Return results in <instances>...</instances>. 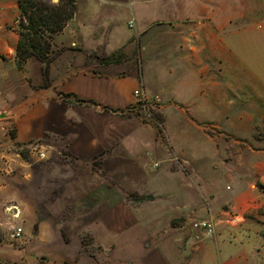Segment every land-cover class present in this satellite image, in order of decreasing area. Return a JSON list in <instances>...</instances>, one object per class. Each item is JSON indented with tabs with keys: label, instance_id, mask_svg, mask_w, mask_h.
<instances>
[{
	"label": "crops",
	"instance_id": "0c3cea01",
	"mask_svg": "<svg viewBox=\"0 0 264 264\" xmlns=\"http://www.w3.org/2000/svg\"><path fill=\"white\" fill-rule=\"evenodd\" d=\"M19 16L18 0H0V153L8 157L12 147L43 137L47 156L42 163L50 168L46 180L61 200L45 210L76 213L77 227L91 230L93 243L103 251L70 257L51 252L55 244L68 243L53 231L67 220L40 217L35 201L6 204L9 195L0 190V264H264V213L259 212L264 206V80L244 66L238 48L229 42L235 37L237 44L244 35L252 40L264 36V30L252 31L251 23L264 19V0H76L74 15L54 38L62 51L47 73L37 57L19 66ZM234 24L237 30L229 31ZM229 65L237 76L228 77ZM230 86H248L250 93L233 103ZM136 88L160 96L159 107L172 124L173 148L183 158L202 159L203 165L215 159L218 146L205 131L208 122L252 148L247 160L241 155L232 162L220 159L236 165L226 168L237 182L235 189L226 185L233 190L230 194L212 187L189 196L195 214L215 220L212 237L201 236L193 220L187 225L116 221L115 189L102 180L116 172L131 181L166 177L149 168L147 155L159 147L154 129L139 123L129 110L137 101ZM12 125L14 136L9 133ZM186 127H195L200 137H187L184 145ZM215 137L226 150L222 133ZM64 148L71 159H62ZM245 162L248 170L242 171ZM96 164L102 165L98 171L91 168ZM74 165L83 166L88 176ZM77 179L90 183L74 187ZM165 187L167 196L176 195L174 185ZM4 204L16 207L12 213L33 214L23 226L27 234L20 238L22 248L11 247L13 224ZM135 227L166 231L149 237L133 231ZM228 243L239 247L229 251Z\"/></svg>",
	"mask_w": 264,
	"mask_h": 264
},
{
	"label": "rangeland",
	"instance_id": "374dc122",
	"mask_svg": "<svg viewBox=\"0 0 264 264\" xmlns=\"http://www.w3.org/2000/svg\"><path fill=\"white\" fill-rule=\"evenodd\" d=\"M54 2V0H52ZM57 3V2H55ZM254 26L255 32L264 30V19L255 20L251 22ZM237 24L233 25L230 30L235 32ZM237 38H229V42L234 46V49L238 48L239 59L244 63V66L252 69L260 78L264 80V36H255L252 40L251 36L244 35L236 44ZM240 40V41H239ZM236 51V50H235ZM246 75V70H244ZM237 76V72L233 73V67L228 66V77L232 78ZM242 76V75H241ZM247 76V75H246ZM241 88V87H240ZM250 93L248 86H243V89L237 90L236 86H230V96L234 98L233 103H240L242 99H245V94ZM136 118L139 123L154 129V139L158 142L159 147L155 150L149 151L147 155L149 157V168L152 173H160L166 175V177H153L150 180H124L119 172H116L113 178L102 180V185L112 184L116 192V221H137V220H150L153 222H164L171 220L173 224L187 225L189 222L195 219L202 218L200 215L195 214L197 207L195 203H192L190 195L200 196V191L209 189L212 187L217 189L221 193L230 194L233 190L227 189L226 185L236 187V180L231 177L226 168L234 169L236 165L229 163L226 165L220 161L221 158H227L230 162L240 155L247 160L252 156V148L248 147V143H237L238 140L235 135L230 132L220 131L214 128L212 122H208L205 131H207L218 146L217 155L210 165H203V160L192 161L180 156L179 151L173 148V141L169 134V128L172 124L167 122V118L162 109L157 105L156 107H150L147 111L137 113ZM171 126V127H170ZM226 127H230V123L226 122ZM235 127V126H234ZM186 138L183 141L184 145L189 139H199L200 133L195 130V127H186ZM14 132V126L9 127V133ZM222 136L227 139V149H220L219 145L222 144V139H217L215 136ZM251 134V133H250ZM255 134H258V129L255 130ZM247 135V134H246ZM188 137V138H187ZM147 138V136H146ZM150 139V137H149ZM64 140V139H63ZM236 140V141H235ZM45 139L36 138L31 139L21 146H14L8 150L9 156L2 155V149H0V190H3L7 198L6 204L18 203L26 204L27 201H35L40 207V217H48L52 221H58L65 219L63 227L54 228V233L61 232L66 238L67 244L57 243L52 247L51 252L62 253L68 257L73 253L82 255L90 253L91 255L99 254L103 251V247L99 244L93 243V235L89 229H80L77 227V214L65 213V212H48L45 210V206L51 208L58 206L61 200L52 194V183L47 182L46 174L50 173L49 166H45L42 160L47 156V149L44 145ZM245 142L248 140L241 139ZM179 142V141H178ZM182 141L180 140V143ZM177 143V142H176ZM162 149L161 154H159ZM207 149H209L207 147ZM40 151H44L45 156L40 157ZM71 159V152L69 149L64 148L61 151L62 159ZM24 156V157H23ZM96 161V159H95ZM97 162V161H96ZM157 164V165H156ZM242 171L248 170V165H241ZM79 173L84 177L88 176L84 172L83 166H76ZM92 169L98 171V168H102L97 164L91 166ZM103 170V169H102ZM28 178H31L28 182ZM82 179V178H81ZM90 180H79L73 182L74 187H82L88 185ZM174 185L176 195H166L165 190L170 189ZM2 186V187H1ZM14 191H18L19 196L14 197L12 194ZM5 205V204H4ZM5 210L9 212L11 216L10 221L12 224L24 226V223L28 220V216H32V213L27 211L20 212L12 210L16 207L4 206ZM122 207V208H121ZM6 212V213H7ZM12 213V214H11ZM16 214V215H15ZM14 216V217H13ZM37 216V214H36ZM70 221L72 223H70ZM10 225L9 230H10ZM4 226V225H3ZM24 230V229H23ZM34 231H38L37 224L33 227ZM133 231H139L147 233L149 237L160 236V233H164L166 230L160 228L138 229L135 227ZM142 230V231H141ZM184 231V229H181ZM52 231V229H49ZM26 232H23L22 237L26 236ZM4 237V230L0 228V239ZM23 240V239H22ZM18 239L14 240L10 238L13 248H22L25 246L23 241ZM78 241H82L81 245H76ZM228 250L232 251L238 248L236 244L228 243Z\"/></svg>",
	"mask_w": 264,
	"mask_h": 264
},
{
	"label": "trees",
	"instance_id": "16d2710c",
	"mask_svg": "<svg viewBox=\"0 0 264 264\" xmlns=\"http://www.w3.org/2000/svg\"><path fill=\"white\" fill-rule=\"evenodd\" d=\"M18 3L19 42L16 54L19 66L31 57H37L44 62V72L47 73L50 63L62 51L54 46V38L74 15L76 0H59L57 3L52 0H18ZM10 135L14 136V132ZM260 186L264 190V185ZM259 212L264 213V206Z\"/></svg>",
	"mask_w": 264,
	"mask_h": 264
},
{
	"label": "built area",
	"instance_id": "2783aa9c",
	"mask_svg": "<svg viewBox=\"0 0 264 264\" xmlns=\"http://www.w3.org/2000/svg\"><path fill=\"white\" fill-rule=\"evenodd\" d=\"M134 95L137 101L130 106V111L137 114L142 111H147L150 107L159 106L161 98L158 95L149 96L142 88H136ZM40 157H44V151H40ZM157 165V164H156ZM16 215V214H15ZM192 227L200 231L201 236L210 238L216 232V222L211 218H199L195 219L191 223ZM23 227L13 224L11 226L10 237L11 239L18 240L23 235Z\"/></svg>",
	"mask_w": 264,
	"mask_h": 264
}]
</instances>
